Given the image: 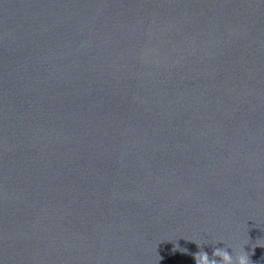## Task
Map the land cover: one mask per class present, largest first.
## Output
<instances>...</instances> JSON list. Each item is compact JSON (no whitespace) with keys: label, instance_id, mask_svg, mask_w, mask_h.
Here are the masks:
<instances>
[{"label":"water","instance_id":"95a60500","mask_svg":"<svg viewBox=\"0 0 264 264\" xmlns=\"http://www.w3.org/2000/svg\"><path fill=\"white\" fill-rule=\"evenodd\" d=\"M224 245L264 264V0H0V261Z\"/></svg>","mask_w":264,"mask_h":264},{"label":"clouds","instance_id":"9594fccd","mask_svg":"<svg viewBox=\"0 0 264 264\" xmlns=\"http://www.w3.org/2000/svg\"><path fill=\"white\" fill-rule=\"evenodd\" d=\"M231 249V252L228 249ZM215 254L222 257L219 261L209 260L206 252L199 254L196 260V264H250V257L245 247L239 253L234 255V250L230 246L218 247L215 249ZM0 264H3L0 261Z\"/></svg>","mask_w":264,"mask_h":264}]
</instances>
